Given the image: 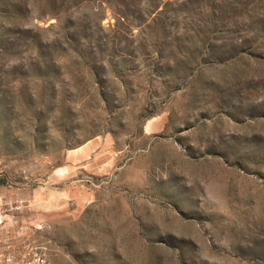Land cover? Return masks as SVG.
Returning <instances> with one entry per match:
<instances>
[{
  "label": "rangeland",
  "instance_id": "rangeland-1",
  "mask_svg": "<svg viewBox=\"0 0 264 264\" xmlns=\"http://www.w3.org/2000/svg\"><path fill=\"white\" fill-rule=\"evenodd\" d=\"M0 193L47 264H264V0H0Z\"/></svg>",
  "mask_w": 264,
  "mask_h": 264
},
{
  "label": "built area",
  "instance_id": "built-area-1",
  "mask_svg": "<svg viewBox=\"0 0 264 264\" xmlns=\"http://www.w3.org/2000/svg\"><path fill=\"white\" fill-rule=\"evenodd\" d=\"M24 209H28L25 198L0 193V264H47L40 243L18 247L19 238L28 227L18 220V213Z\"/></svg>",
  "mask_w": 264,
  "mask_h": 264
}]
</instances>
